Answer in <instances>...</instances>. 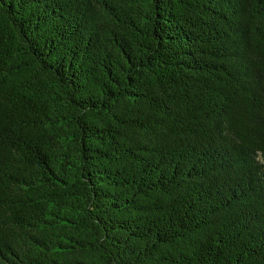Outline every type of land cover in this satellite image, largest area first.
<instances>
[{"label":"trees","instance_id":"16d2710c","mask_svg":"<svg viewBox=\"0 0 264 264\" xmlns=\"http://www.w3.org/2000/svg\"><path fill=\"white\" fill-rule=\"evenodd\" d=\"M0 264H264V0H0Z\"/></svg>","mask_w":264,"mask_h":264}]
</instances>
